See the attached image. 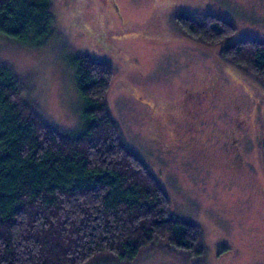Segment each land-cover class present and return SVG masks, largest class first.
I'll return each instance as SVG.
<instances>
[{
	"label": "rangeland",
	"instance_id": "rangeland-1",
	"mask_svg": "<svg viewBox=\"0 0 264 264\" xmlns=\"http://www.w3.org/2000/svg\"><path fill=\"white\" fill-rule=\"evenodd\" d=\"M116 2L52 0L51 35L35 45L0 33V63L19 76L25 100L65 130L82 119L74 55L111 63L110 111L168 194L171 212L201 226L205 252L188 255L158 239L134 260L104 254L85 264H264V86L242 82L220 55L242 38L264 42V0ZM206 12L235 27L217 45L177 28L178 16ZM213 85L216 95L191 122L184 92ZM255 98L257 118L236 130L235 105L250 113Z\"/></svg>",
	"mask_w": 264,
	"mask_h": 264
},
{
	"label": "trees",
	"instance_id": "trees-1",
	"mask_svg": "<svg viewBox=\"0 0 264 264\" xmlns=\"http://www.w3.org/2000/svg\"><path fill=\"white\" fill-rule=\"evenodd\" d=\"M51 4L0 0V33L41 44L53 32ZM176 25L208 45L235 30L209 12L178 16ZM220 55L242 82L264 86V42L242 38ZM73 65L82 119L65 130L25 100L19 76L0 63V264H85L104 254L134 260L158 239L202 255L201 226L171 212L168 194L110 111L113 65L87 54L74 55Z\"/></svg>",
	"mask_w": 264,
	"mask_h": 264
},
{
	"label": "flooded vegetation",
	"instance_id": "flooded-vegetation-1",
	"mask_svg": "<svg viewBox=\"0 0 264 264\" xmlns=\"http://www.w3.org/2000/svg\"><path fill=\"white\" fill-rule=\"evenodd\" d=\"M111 3H113L116 7H117V2L116 0H109ZM216 95V88L213 85L212 87H209L207 89H199V90H186L183 94V98L185 99L186 102V111L189 114V119H191V122H193L194 120H196L198 117V114L201 110H203V107L205 106V101L209 100L210 98L212 99L214 96ZM250 95L253 96V90L250 91ZM254 98V96H253ZM145 102V100H144ZM257 103L258 100L255 98L254 102H253V111L252 112H248V113H242V111L239 110V105H235V111H234V116L233 119L237 120V118H239V120H237V122L239 124H237V126H235V129L238 131H243L245 128V123L243 122V120H247V118L250 116L252 121L253 119L257 118L258 116V109H257ZM145 104L150 107V110H154L155 109V105L154 102L151 100L146 99ZM236 144V143H235ZM238 154L241 155L239 149L235 151V156L236 160ZM241 161V160H240ZM238 161V162H240Z\"/></svg>",
	"mask_w": 264,
	"mask_h": 264
}]
</instances>
